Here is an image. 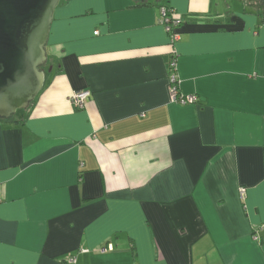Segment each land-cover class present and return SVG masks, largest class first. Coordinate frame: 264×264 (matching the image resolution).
I'll return each mask as SVG.
<instances>
[{
    "label": "crops",
    "instance_id": "obj_1",
    "mask_svg": "<svg viewBox=\"0 0 264 264\" xmlns=\"http://www.w3.org/2000/svg\"><path fill=\"white\" fill-rule=\"evenodd\" d=\"M46 50L0 118V264H264V0H66Z\"/></svg>",
    "mask_w": 264,
    "mask_h": 264
},
{
    "label": "water",
    "instance_id": "obj_2",
    "mask_svg": "<svg viewBox=\"0 0 264 264\" xmlns=\"http://www.w3.org/2000/svg\"><path fill=\"white\" fill-rule=\"evenodd\" d=\"M62 1L0 0V118L28 108L43 89L46 46Z\"/></svg>",
    "mask_w": 264,
    "mask_h": 264
},
{
    "label": "built area",
    "instance_id": "obj_3",
    "mask_svg": "<svg viewBox=\"0 0 264 264\" xmlns=\"http://www.w3.org/2000/svg\"><path fill=\"white\" fill-rule=\"evenodd\" d=\"M160 13L162 16V23L165 26V29L170 37L171 43L176 42L181 37V33L179 31L180 26L183 23V17L180 16L173 8L163 5L160 7ZM170 77H169V91L171 100L173 102H178L181 104H188V103H194L197 101L198 97L197 95H181L179 91V79L176 74L177 69V62L176 59H172L170 63ZM91 97V92L89 90L75 92L72 97V103L77 108H83L85 107L87 99ZM240 193L242 196L245 194V188L240 189ZM264 231V226L260 228ZM253 237L257 240L260 239V235L255 230ZM112 249V246L110 244L101 247L102 252H106L108 250ZM76 262V259L73 257H70L67 259V263L74 264Z\"/></svg>",
    "mask_w": 264,
    "mask_h": 264
},
{
    "label": "rangeland",
    "instance_id": "obj_4",
    "mask_svg": "<svg viewBox=\"0 0 264 264\" xmlns=\"http://www.w3.org/2000/svg\"><path fill=\"white\" fill-rule=\"evenodd\" d=\"M240 2V0H227V3L229 5H231L232 7H234L236 4H238ZM48 63V61H47ZM47 65V64H46ZM46 67V66H45ZM16 116V114L13 115V117Z\"/></svg>",
    "mask_w": 264,
    "mask_h": 264
},
{
    "label": "trees",
    "instance_id": "obj_5",
    "mask_svg": "<svg viewBox=\"0 0 264 264\" xmlns=\"http://www.w3.org/2000/svg\"><path fill=\"white\" fill-rule=\"evenodd\" d=\"M12 117H13V116H12ZM12 117H11V118H12ZM11 118H9V119H11Z\"/></svg>",
    "mask_w": 264,
    "mask_h": 264
}]
</instances>
